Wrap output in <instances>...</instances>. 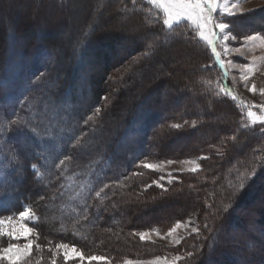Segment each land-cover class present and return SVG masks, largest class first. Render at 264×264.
<instances>
[{
    "label": "trees",
    "instance_id": "trees-1",
    "mask_svg": "<svg viewBox=\"0 0 264 264\" xmlns=\"http://www.w3.org/2000/svg\"><path fill=\"white\" fill-rule=\"evenodd\" d=\"M0 1V217H36L20 264H264V120L192 25L146 0ZM228 24L264 37V8ZM168 159L200 168L144 167ZM189 219L172 249L140 238Z\"/></svg>",
    "mask_w": 264,
    "mask_h": 264
},
{
    "label": "rangeland",
    "instance_id": "rangeland-1",
    "mask_svg": "<svg viewBox=\"0 0 264 264\" xmlns=\"http://www.w3.org/2000/svg\"><path fill=\"white\" fill-rule=\"evenodd\" d=\"M146 1L156 6L165 15L162 6L159 3H154L153 0ZM4 3L5 2L0 1V9L2 12L5 10L3 7ZM7 3H10V6L13 7L16 5L17 0H8ZM226 8L230 12L235 13L234 15H238L264 8V0H217L216 10L212 13L215 22H224L228 24V19L232 15H230L228 11H225ZM166 18L165 15V19ZM182 22H188L192 25L196 29L199 38L205 41L208 45V40H212L216 52L220 54L217 62L229 77L235 92L248 101L255 111L258 112V114L252 116L254 120H264V37L259 34H252L247 37H236L232 34L229 24V28L225 29L223 33H221L219 29H214V34L210 35L205 31L204 36H202L201 29L188 19H181L179 21L174 20L171 27ZM53 28L60 36L66 35L69 30L72 32V27H69L66 32L58 27L56 28L53 26ZM225 36H227V39L224 38ZM249 36H254L256 39L249 40ZM205 37H207V39H205ZM213 44H210L211 47ZM237 49H239V51H237ZM0 124L3 126V122ZM3 131L4 130L0 128V133ZM169 160L173 161V163L169 164ZM184 161H188L189 163H183ZM146 164L157 165L156 169H145L157 173L160 182L170 181L175 173L192 172L191 169L193 167H196L197 170L200 168L197 159L157 160ZM54 205L56 204L50 203L45 206L46 221H51L53 218V212L51 209ZM0 221L3 222L0 223V254H2L3 250L9 245L23 246L31 241L33 246L30 253L23 257L21 261H19V264L28 260L34 254V250L37 246L34 237L35 232L33 230V224L36 222L35 215L29 211V216L23 219L18 215L16 217L8 218L0 217ZM22 225L26 228H31L32 231L30 233L21 234L18 238L7 235L10 231L19 232ZM177 225H179V227H177ZM172 229H175V231H172ZM193 229H196L197 231V226L193 219H189L178 222L166 230L153 229L142 232L145 234V239H143V241L156 242L172 249L179 245L185 237L196 232L193 231ZM72 248L73 247H68L65 249L60 246L57 253H61V256L65 258V251H67L69 253L67 260L69 261L80 259L81 253L79 251L73 253ZM181 259V255L167 254L144 260L126 259L113 264H180ZM0 264H9V261L7 259L0 260Z\"/></svg>",
    "mask_w": 264,
    "mask_h": 264
},
{
    "label": "snow or ice",
    "instance_id": "snow-or-ice-1",
    "mask_svg": "<svg viewBox=\"0 0 264 264\" xmlns=\"http://www.w3.org/2000/svg\"><path fill=\"white\" fill-rule=\"evenodd\" d=\"M154 3H159L163 11L166 15V19L164 20V24L168 25L169 27L172 26V22L179 21L181 19H188L191 20L193 23L197 25L199 29H201V35L204 36V32L207 31L210 35L214 34V29H219L221 33L225 31V29L229 28V25L224 22H215L213 20L212 13L215 12L217 7V0H153ZM225 11H228L230 15H234L235 13L230 12L227 8ZM227 39V36L224 37ZM207 39V37H205ZM249 40L256 39L254 36H249ZM209 44H213L212 40H208ZM212 51L216 55L217 60H219V53L216 52L215 45L212 46ZM239 51V49H237ZM248 115L251 117L253 116L252 112H249ZM264 123V121H262ZM177 127H179L177 125ZM63 163V161H61ZM169 164L173 163V161L169 160ZM183 163H189L188 161H184ZM145 168L149 169H156L157 165L155 164H145ZM192 172H196L197 168L193 167L191 169ZM21 219L29 216V211L25 210L22 211L20 214ZM0 223H3L0 221ZM179 227V225H177ZM32 231L31 228H26L23 225L21 226V229L19 232H8L7 235L14 236L16 238L19 237L21 234L30 233ZM172 231H175V229H172ZM193 231H196V229H193ZM140 238L143 240L145 239V234L140 233ZM32 242L29 241L28 243L24 244L23 246L18 245H9L7 248H5L0 254V260L7 259L9 261V264H19V261L26 255L30 253V250L32 249ZM61 247H64L65 249L68 248V245H61ZM72 252L76 253L77 250L73 247ZM69 257V253L65 251V258L67 259ZM80 259L83 260L84 257L81 254ZM89 260H103L104 257H89Z\"/></svg>",
    "mask_w": 264,
    "mask_h": 264
}]
</instances>
